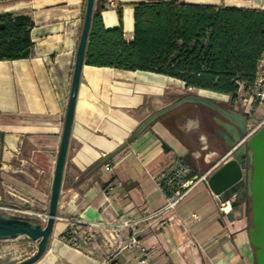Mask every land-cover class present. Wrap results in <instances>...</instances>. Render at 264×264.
<instances>
[{
	"label": "crops",
	"instance_id": "1",
	"mask_svg": "<svg viewBox=\"0 0 264 264\" xmlns=\"http://www.w3.org/2000/svg\"><path fill=\"white\" fill-rule=\"evenodd\" d=\"M135 1L94 0V9L101 8L105 28L122 25L124 39L130 41ZM183 1L264 10V0ZM84 8L85 0H0V15L22 12L29 16L33 42L27 56L0 59V131L4 132L0 154L8 161L0 171V203L47 212ZM166 78L180 80L143 69L89 64L84 56L57 218L46 249L31 264H136L143 256L138 246L121 245L124 239L110 237L107 230L96 229L87 240L82 235L73 240L65 232L66 218L136 221L140 244L148 250L142 264H254L247 218L237 211L231 215L221 212L204 181L190 188L174 210L161 215L174 212L194 245L184 243L178 249L177 244L185 242L178 226L151 229L147 223L153 217L141 219L144 210L153 212L166 202L168 194L155 177L169 160L184 157L196 174L208 176L228 157V149L222 156L216 149L205 152L206 134L197 129L191 134L195 121L179 124V112L168 111L93 168L104 154L125 141L146 115L168 104L151 108L152 97L164 93ZM183 130L189 133L185 140L181 138ZM162 141L168 148L161 146ZM30 217L38 220L35 215ZM128 232L124 229V238ZM18 237L32 244V252L36 249V241Z\"/></svg>",
	"mask_w": 264,
	"mask_h": 264
},
{
	"label": "trees",
	"instance_id": "2",
	"mask_svg": "<svg viewBox=\"0 0 264 264\" xmlns=\"http://www.w3.org/2000/svg\"><path fill=\"white\" fill-rule=\"evenodd\" d=\"M132 5L130 41L124 39L122 25L105 28L101 8L93 10L87 63L161 73L232 100L238 81L254 80L264 54V10L183 0H137ZM117 11L121 19L120 6ZM0 22V59L27 56L33 45L29 16L8 12Z\"/></svg>",
	"mask_w": 264,
	"mask_h": 264
},
{
	"label": "water",
	"instance_id": "3",
	"mask_svg": "<svg viewBox=\"0 0 264 264\" xmlns=\"http://www.w3.org/2000/svg\"><path fill=\"white\" fill-rule=\"evenodd\" d=\"M93 10L94 0H85L84 16L73 61L69 94L63 116V128L55 160L46 220L41 223L34 217L0 210V239H10L25 235L30 240L36 241V249L30 255L11 264H31L38 260L46 249L55 219L57 218L56 211L62 173ZM3 26L4 23L0 22V28ZM200 90L201 88H197V92L189 90L183 96L146 115L128 138L115 149L104 154L93 168L103 164L143 133L160 116L173 110L183 102L201 104L217 111L225 119V124L234 132V139L228 144V157L208 174L206 184L211 192L222 200L236 196L242 189H246L251 211L247 234L249 242L254 248V264H264V124L246 136L248 130L246 113L234 106L225 108L211 97L202 94ZM0 136H4V132L0 131ZM161 146L168 148L164 141L161 142ZM7 164L8 161L1 156L0 171ZM231 214L232 212L229 213V215Z\"/></svg>",
	"mask_w": 264,
	"mask_h": 264
},
{
	"label": "built area",
	"instance_id": "4",
	"mask_svg": "<svg viewBox=\"0 0 264 264\" xmlns=\"http://www.w3.org/2000/svg\"><path fill=\"white\" fill-rule=\"evenodd\" d=\"M238 90L236 92V98L239 100H248L250 104L252 101L264 106V54H262L259 60L258 69L255 78L252 82L238 81ZM243 93L247 95H243ZM228 95V94H227ZM229 96V95H228ZM264 124V116L260 119L256 127L247 130V135L251 134L257 127ZM109 167V166H108ZM160 184V187L166 191L168 194L166 202L157 210L150 212L144 210V215L141 219L148 221L147 226L151 229L159 228L164 229L166 225L172 227L178 226L179 232L185 238V242L178 243L177 248L181 249L184 243L189 245H194L193 239L185 230L183 224L177 221V216L174 212L170 213L166 217H162L163 213L167 210H174L178 202L186 194V192L192 188L198 181L206 182V174L199 176L196 174L194 167L187 162L184 157H176L169 160L163 169L155 177ZM107 189H111L110 185L106 186ZM216 197L219 209L224 214L229 212H236L233 208L232 203L236 200V196H232L227 200L220 199L217 195ZM0 210L12 213H22L23 215L37 216L38 221L44 223L47 217V212H36L29 209H23L13 204H3L0 203ZM239 213V211H237ZM66 230L65 232L75 240L79 235L83 236L84 240H87L94 230H107L110 237L124 239L121 245L132 246L136 245L139 247L141 258L137 260L136 264H142L147 260V249L140 244L138 238V228L136 226V221H131L129 218H120L114 222L107 221H88L79 218H66ZM124 229H128V235L124 238L122 233Z\"/></svg>",
	"mask_w": 264,
	"mask_h": 264
},
{
	"label": "rangeland",
	"instance_id": "5",
	"mask_svg": "<svg viewBox=\"0 0 264 264\" xmlns=\"http://www.w3.org/2000/svg\"><path fill=\"white\" fill-rule=\"evenodd\" d=\"M166 83H167L166 85L167 87L164 89V93L160 96V98L152 97L151 100L152 109L164 103H169L173 99L179 97L186 90H190L193 92L197 90V88L194 87H186L182 80L166 78ZM201 93H204L205 95L208 96H212L213 98H215V100L220 101L222 103L233 105L238 110L247 112L249 114L248 129H253L254 127H256L262 116H264V113H261V111L264 110V106L254 101H252V104H250L248 100H239L238 98L232 100L230 96L217 94L209 90L201 91ZM243 95H247V94L243 93ZM191 121L193 120L191 119L188 120L189 123H191ZM195 132H196V128L192 127L191 134H194ZM244 191L245 190L242 189L236 195L235 201L237 202V207H235L234 209L236 211H239V213L244 214L245 217L247 218L248 224H250V220H251V211L249 208L250 201L248 202V209L246 210L245 199L247 196L246 197L244 196L243 194ZM33 248L34 247L32 246V244H30L27 239L22 237L17 236L15 238H10V239H0V264H11L15 261H18L30 255L29 253L32 252Z\"/></svg>",
	"mask_w": 264,
	"mask_h": 264
},
{
	"label": "flooded vegetation",
	"instance_id": "6",
	"mask_svg": "<svg viewBox=\"0 0 264 264\" xmlns=\"http://www.w3.org/2000/svg\"><path fill=\"white\" fill-rule=\"evenodd\" d=\"M188 91L189 90H186L179 97L183 96ZM195 92H197V90ZM209 97L215 100V98H213L212 96ZM177 98H175L174 100H176ZM215 101L225 108L233 106L217 100ZM173 111L179 112L177 123L185 124L186 122H188V120L191 119L197 123V131H202L206 134L207 144L205 146V152L210 151L211 149H216L220 156L226 153L228 144L234 139V132L228 125L225 124V119L217 111L205 107L201 104H195L191 102H183L182 104L174 108ZM245 113L247 115L248 125L249 114L247 112ZM188 134V132H185L183 130L181 135L182 140L187 139L189 136ZM244 190L246 191V189ZM248 202L249 196L247 194V197L245 199L246 210L248 209Z\"/></svg>",
	"mask_w": 264,
	"mask_h": 264
}]
</instances>
